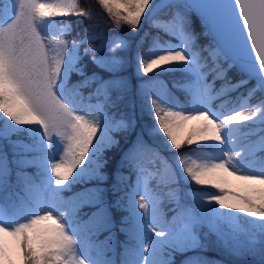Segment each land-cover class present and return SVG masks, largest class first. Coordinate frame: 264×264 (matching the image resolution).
I'll return each instance as SVG.
<instances>
[{"label":"snow or ice","instance_id":"6c2138e0","mask_svg":"<svg viewBox=\"0 0 264 264\" xmlns=\"http://www.w3.org/2000/svg\"><path fill=\"white\" fill-rule=\"evenodd\" d=\"M98 2L115 18L118 28L123 21L135 29L144 18L152 27L180 41L173 44L155 36L146 54L137 53L138 73L157 72L153 80L144 81L146 87L141 91L142 102L154 120L150 134L166 138L163 143L167 150H177L174 160L179 173L159 152L155 149L152 152L161 165L172 170L171 183L183 180L188 185L216 191L190 188L186 195L192 203L184 207H180L177 196L180 211L166 225L157 219L158 200L151 197L146 201L141 196L139 208L147 211V228L161 239L145 233L148 245L144 246V237L138 238L135 259L108 258L106 253L113 250L111 235L105 241L95 239L102 232L110 233L111 227L99 190L95 199L84 201L97 205L99 210L82 223L76 218L79 205L65 212L59 195L85 178L101 179L102 153L111 146L110 132L129 126L122 117L116 121L117 127H110L114 118L108 116L106 109L122 98H112L113 81L101 78L87 97L81 93L80 89L96 82L97 77L95 73L85 76L78 63L79 45L63 38L70 33L71 21L54 20L70 15L90 18L91 14L76 11L77 0H11V6L0 0V142L12 150L9 160L4 143H0V192L9 183L11 165H15L18 182L24 179L23 169L29 166H35L40 177L38 183L32 179L26 185L31 193L26 203L8 202L0 197V264H14V257L21 264H141V260L143 264H173L172 252L202 247L199 229L208 227L209 233L216 234L224 243L218 225L224 222L228 231L238 232L242 219L251 228L245 232L249 245L258 244L264 254V0L196 5L207 9L239 8L235 22H230L223 38L198 50L193 47L195 35L184 29L185 17L180 10L193 7L186 0ZM162 8L174 11L167 20L155 19ZM177 22L173 31L164 27ZM57 24L66 27L58 29L59 47L51 49L45 30ZM242 29H246V35L240 34ZM127 47L126 40L117 38L110 50ZM253 49L255 57L251 56ZM50 51L54 55L50 56ZM96 51L92 50L93 63L109 71L119 70L124 63L118 56L96 57ZM202 52L208 55L202 56ZM234 68L245 78L232 81L228 72ZM73 72L84 78L69 88ZM165 72L186 74L183 82L173 85L185 93V103L167 92L148 102L153 93L147 85ZM251 79L256 84L246 94H240L238 103L227 99ZM217 80L223 81L219 88L215 87ZM257 92L262 95L252 103ZM93 98L96 104L90 103ZM215 100H221L217 108L212 107ZM234 126L247 128L246 135L255 136L256 140L237 150L232 141ZM185 146L187 151L181 153L179 150ZM129 163L142 170L139 161ZM253 164L257 167L253 168ZM148 171L152 173L151 169ZM159 171L154 175H159ZM240 213L245 216L240 217ZM134 215L138 229L144 232V216L137 212ZM248 217L254 219L247 220ZM92 247L97 248L95 258L86 252ZM186 264H208V261L189 257Z\"/></svg>","mask_w":264,"mask_h":264},{"label":"trees","instance_id":"16d2710c","mask_svg":"<svg viewBox=\"0 0 264 264\" xmlns=\"http://www.w3.org/2000/svg\"><path fill=\"white\" fill-rule=\"evenodd\" d=\"M7 3V0H3ZM9 4V3H8ZM76 11L83 10L85 13H90V18L87 16H57L55 19L59 21H71V30L69 34H65L67 41L75 42L79 45L77 54L81 58L79 66L83 68L85 76H91L95 73L97 80L89 84L88 87L81 88V93L87 97L89 93L93 92L96 83L99 80H111V95L115 100L118 96L122 97L117 101L113 107L106 109L108 116L112 119V123H116L122 117L129 122L127 129L121 128L119 131L113 130L117 142L111 147L106 148L102 155L105 160V175L101 179H83L81 182L72 183L70 188H67L63 193L70 197L72 202L70 207L79 205L77 208L76 217L80 222L88 220L93 212H97L98 206L93 203H86L85 199H80L79 193L82 190H91L94 187L99 190V197L103 202V207L108 216L111 227L110 233L108 231L102 232L97 239L106 238L111 235L112 251L106 253L108 258L116 259L117 261L125 258L124 247L127 245L135 246L132 236V230L138 226L134 224L130 210L125 203L127 198L131 196L134 179L137 175V168L130 165V160L139 161L140 164L146 165L154 171L160 169L159 175H153L150 179V190L154 196L159 198V207L157 208L160 214L162 223L167 224L173 220V217L180 207L190 205L192 202L187 197L186 193L190 188L201 190L199 185H188L183 180L177 183H171L172 170L167 166L160 164L159 160L155 158L152 152L155 149L160 156L164 157L173 168L179 173L174 157L177 155V150L171 151L166 149L163 141L166 139L162 136H154L150 134V129L154 125L153 116L149 114L148 108L142 102L141 91L146 86L144 81L153 80L157 77V72L144 74L142 71L137 72V53L140 55L147 53L149 47L153 43V37L159 36L161 41L179 42L173 36L165 35L164 31L152 27L147 19L142 18L139 26L133 29L130 25L120 21L119 28L114 17L100 6L98 0H77ZM174 11L172 8H163L157 12L158 17L165 19L169 18V14ZM184 19V29L186 32L195 35L194 50L204 47L206 39H209L205 33V27L188 9H181ZM66 27V26H65ZM165 27V26H164ZM91 37V39H89ZM117 38H122L128 42V47L112 51L113 42ZM83 41V43H81ZM96 49V57L108 58L118 56L123 58V65L117 71H109L105 67H101L93 63L94 55L92 50ZM86 50L88 54L85 55ZM202 56H207V52H202ZM228 77L232 81L242 78L243 73L237 69H231L228 72ZM77 73L73 72L70 75L68 86L77 84L82 80ZM186 74L182 72H165L159 74L155 80L163 88L164 92L169 93L174 98H178L180 103L186 102V95L184 92L174 87V83L183 82L186 79ZM212 79L211 76L208 80ZM216 87H220L223 81L217 80ZM256 84L255 80H249L248 84L241 87L235 92L229 94L227 99L233 101V104L238 103L240 94H246L249 88ZM152 84L147 85V88L153 93L147 99L148 102L154 98L158 93L152 90ZM262 93L257 92L254 102L260 99ZM96 99V98H94ZM252 101V102H253ZM221 104V100L213 101L212 106L217 108ZM232 107V104L228 106ZM4 150L8 153L9 160L12 159V150L5 142ZM195 147V146H194ZM181 153L187 151V146L179 150ZM195 158V157H194ZM155 161V162H154ZM191 161L189 160L188 163ZM12 174L9 177V183L5 186L8 189L4 196L5 201L26 203L28 200L24 190L25 184L34 179L40 180L38 170L35 166H29L23 169L26 174L24 179L17 181L15 165H11ZM215 190V189H208ZM216 191V190H215ZM180 198V207L177 206L176 197ZM119 199V201H117ZM221 211H226L221 209ZM240 217L245 214L240 213ZM247 220H252L248 217ZM123 221V223H122ZM228 227L221 222L218 225L219 231L223 234L225 242L217 239V235L209 233L208 227L199 229L201 236L202 247L195 250L175 251L172 252L173 264H186L189 257H200L208 261V264H264V254L261 253L260 247L257 244L251 247L248 243L249 236L245 232H250V225L245 220H241L239 231L230 232ZM107 243V242H106ZM165 251H168L167 249Z\"/></svg>","mask_w":264,"mask_h":264},{"label":"rangeland","instance_id":"374dc122","mask_svg":"<svg viewBox=\"0 0 264 264\" xmlns=\"http://www.w3.org/2000/svg\"><path fill=\"white\" fill-rule=\"evenodd\" d=\"M40 2H50V0H40ZM7 3H9V5L11 6V0H7ZM184 13V12H183ZM182 13V14H183ZM155 19H164V20H167L165 18H160L157 16V13H156V16H155ZM55 21H59L58 19H55ZM149 21V20H147ZM178 26V22L177 24H167L165 25V27L168 28L169 31H173L175 29V27ZM62 27H65V25L63 24H57L56 26L54 27H49L47 28L45 31L46 33L48 34V39L46 41V43L50 46L51 49H56L59 47V44H58V41L61 39V36H60V33L58 32V29L59 28H62ZM63 38L66 40L65 38V35L63 36ZM180 42V41H179ZM179 42H172L173 44H178ZM208 45H214L211 41V39H206L205 41V45L204 47H208ZM146 54V53H145ZM49 55L52 56L54 55V52L50 51L49 52ZM144 55V54H142ZM212 79H209V81H211ZM217 85V82H215V86ZM152 87V90L158 94H161V93H164V90L163 88L161 87V85L158 84V82L155 80L153 85L151 86ZM216 88H219V87H216ZM90 103L92 104H96L97 103V100L96 99H92L90 101ZM252 103H255L254 101ZM213 107V106H212ZM214 108V107H213ZM2 115V114H0ZM247 123V122H246ZM118 125L115 123H112L111 121V124H110V127L111 128H115L117 127ZM246 132H247V128H243L241 129L240 127H235L233 128V132H232V141H233V146H235L237 148V150L240 149V147H242L243 145L245 144H249L251 143L252 141L256 140V137L255 136H247L246 135ZM110 136L112 138V142H111V146L112 144H115L118 140L114 134L113 131L110 132ZM110 146V147H111ZM109 148V147H107ZM105 158L104 156L102 155V167L100 168V171L103 175H105V162H104ZM191 163V162H190ZM141 167H142V170L141 171H138L137 172V175L134 179V184H133V187H132V191L130 192L131 193V196L129 198H127L126 200V204L130 210V215H132V219H133V222L134 224L137 225V220H136V217L134 215V212H137V213H140L144 216V221H145V229H144V232H140V230L138 229V227L136 229H133L132 230V236L133 237V240L135 242V246H132V245H127L124 247V254L126 256V258L128 259H135V248L139 246V237H144L143 239V244L144 246L146 247L148 245V241L145 237V233L151 235L152 237H154L155 239H161V237H156L155 236V233L151 231L150 228H147V223L149 221V217L147 215V211L145 209H140L139 208V203H140V197L141 196H145V200H149L151 197H155L157 200H159V198H157L156 196L153 195V193L151 192L150 190V179L152 178V176L154 175V171L152 170V173H149V169L150 168H147L146 165H142L140 164ZM253 168L257 167L256 164H253L251 165ZM71 179V178H70ZM86 180H89L88 178H85ZM52 180L54 181L55 180V177L52 178ZM37 183L39 182L36 181ZM81 182V181H79ZM30 182H27V184H29ZM24 186V190L26 192V195H27V198L30 199L31 197V193L27 190L26 188V185ZM52 187L55 188L56 185L53 183L52 184ZM201 190H208V189H201ZM8 191L7 188H5L2 192H0V197L1 196H4L6 194V192ZM209 191H215V190H209ZM96 193V189L94 187H92V189L90 191H86V190H82L81 193H79V196H80V199H85V200H90V199H95V194ZM46 195H50V194H46ZM60 197L62 198V207L64 208L65 212L69 211L72 207H70L71 205V198L66 196L63 191H61L59 193ZM119 201V199L117 200ZM217 207H219L217 205ZM77 213V211H76ZM157 214V219L161 222L160 220V214L158 213V210L156 212ZM77 218V217H76ZM254 219V218H252ZM82 223V222H81ZM162 223V222H161ZM164 224V223H162ZM166 225V224H164ZM96 240L98 241H105L104 238H100V239H97L95 238ZM86 252L87 254H89L92 258H95L96 255H97V248L96 247H92L91 249H86ZM14 264H21V261L19 258H16L14 257ZM141 264H143V260H141Z\"/></svg>","mask_w":264,"mask_h":264},{"label":"water","instance_id":"95a60500","mask_svg":"<svg viewBox=\"0 0 264 264\" xmlns=\"http://www.w3.org/2000/svg\"><path fill=\"white\" fill-rule=\"evenodd\" d=\"M186 2L193 5V7L189 10L199 18L202 25L206 28V32L214 45L216 40H221L223 38L226 28L229 26L230 22H235V19L239 14L238 6H236L234 10L231 7H218L212 9L196 7V5L201 4L225 5L229 4L231 0H186ZM239 23L242 26V18H240ZM240 34L246 35V29H242ZM248 44L251 46L250 40L248 41ZM255 55L256 53L253 49L251 56L255 57ZM258 63L259 61L257 60L256 64L258 65Z\"/></svg>","mask_w":264,"mask_h":264},{"label":"bare ground","instance_id":"6f19581e","mask_svg":"<svg viewBox=\"0 0 264 264\" xmlns=\"http://www.w3.org/2000/svg\"><path fill=\"white\" fill-rule=\"evenodd\" d=\"M256 82V81H255Z\"/></svg>","mask_w":264,"mask_h":264}]
</instances>
